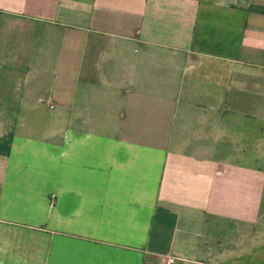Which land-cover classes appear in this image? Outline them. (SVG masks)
<instances>
[{"label":"crops","instance_id":"1","mask_svg":"<svg viewBox=\"0 0 264 264\" xmlns=\"http://www.w3.org/2000/svg\"><path fill=\"white\" fill-rule=\"evenodd\" d=\"M0 88V264H264V0H0Z\"/></svg>","mask_w":264,"mask_h":264},{"label":"rangeland","instance_id":"2","mask_svg":"<svg viewBox=\"0 0 264 264\" xmlns=\"http://www.w3.org/2000/svg\"><path fill=\"white\" fill-rule=\"evenodd\" d=\"M13 31L14 30L8 29L6 33L4 32V37L6 38V41L4 42V49L14 53L16 56L18 53L19 55H24L26 53L30 55L31 72L28 77L30 80H33L37 78L38 74L36 72L38 69H40V66L47 69L50 63L53 61L56 50L55 45L53 42L46 43L44 40H40L39 37L35 35L31 38H26L24 32L21 30L17 34H15ZM48 78V74L41 75V79L43 81L47 80ZM2 94H4V89L0 88V96ZM41 95L44 96V93ZM0 102H2V98H0ZM10 109L15 111L18 110L19 116L17 117L20 119V121L19 123H13L14 130L17 134H22L25 136L37 135L39 137L43 136V134H45V132H47L51 126V121L49 120L48 114L49 108L46 106V97H44L43 104H39L38 111H34L28 105H19L13 107L0 105V129L4 128V125L8 124L4 123V112L10 111Z\"/></svg>","mask_w":264,"mask_h":264},{"label":"built area","instance_id":"3","mask_svg":"<svg viewBox=\"0 0 264 264\" xmlns=\"http://www.w3.org/2000/svg\"><path fill=\"white\" fill-rule=\"evenodd\" d=\"M174 262L173 258H168L166 260V263L165 264H172Z\"/></svg>","mask_w":264,"mask_h":264}]
</instances>
